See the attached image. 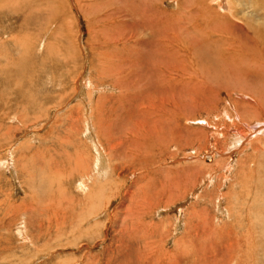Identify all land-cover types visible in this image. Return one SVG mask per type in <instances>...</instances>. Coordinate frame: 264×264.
Here are the masks:
<instances>
[{
    "label": "rangeland",
    "instance_id": "374dc122",
    "mask_svg": "<svg viewBox=\"0 0 264 264\" xmlns=\"http://www.w3.org/2000/svg\"><path fill=\"white\" fill-rule=\"evenodd\" d=\"M204 2L0 0V264H264V84L192 71Z\"/></svg>",
    "mask_w": 264,
    "mask_h": 264
},
{
    "label": "bare ground",
    "instance_id": "6f19581e",
    "mask_svg": "<svg viewBox=\"0 0 264 264\" xmlns=\"http://www.w3.org/2000/svg\"><path fill=\"white\" fill-rule=\"evenodd\" d=\"M213 1L214 4H216V6H214L213 8L208 7L207 2L203 3V6L205 7L203 11L204 18L208 20V24H206L205 29L210 30L209 37L208 36L206 37L207 39L206 42L208 46L205 47L202 46L204 44H200L201 50L200 51L197 50L198 52L196 53V57L194 58V59L197 58L196 60L200 62L203 61L205 64L209 65L210 68H205V69L200 68L201 70L200 69L198 70L197 67L195 69V66L191 64L193 66L192 71L196 74L197 73L199 74L201 72V75H203L204 77L203 81H206V79H218V80L221 79L220 81L222 87L223 86L227 87L226 84L228 83V81L225 78H230V79L233 78V80H235V83L241 87L246 86V84L251 85L250 82L254 80H256L254 82H257V80L260 81L261 85L263 86L264 84V79H263L264 78V6H260L254 3L252 0H238V3H235L236 5L233 4L232 0H213ZM237 5H239L238 6L239 8H236ZM215 7L224 8L229 13L219 15L218 8ZM236 16L240 17L243 20V22L240 24L234 22L233 19L236 18ZM212 20H213V27L215 29L213 28L210 29V24ZM235 32H241V34H236ZM191 62L196 63L195 60ZM200 79H202V77ZM252 91L250 93L254 97L255 92ZM258 100L256 99L257 102L256 104L258 105L259 108H261L262 107L261 102L260 100L258 102ZM237 115L240 118L239 122H241L240 120L242 115L240 116L238 112ZM252 128L254 131L253 134L255 136L262 134L264 137V125H257V127L252 126ZM236 133H237L236 136L237 140H243V139L245 140L246 135L244 133H242L240 130H237ZM263 137L254 141V143H250V147L251 148L254 147V149L258 150L259 149L258 145H260V142L264 143ZM97 149L98 148H96V150ZM97 157L100 158L99 166L101 167L105 162L104 160L105 156H103L100 148H99V156ZM246 198L248 199V197Z\"/></svg>",
    "mask_w": 264,
    "mask_h": 264
}]
</instances>
